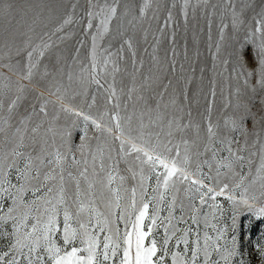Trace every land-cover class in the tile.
<instances>
[{"label": "snow or ice", "instance_id": "1", "mask_svg": "<svg viewBox=\"0 0 264 264\" xmlns=\"http://www.w3.org/2000/svg\"><path fill=\"white\" fill-rule=\"evenodd\" d=\"M160 11L41 0L0 30V264H250L245 238L264 264V0H171L164 75L136 39Z\"/></svg>", "mask_w": 264, "mask_h": 264}, {"label": "rangeland", "instance_id": "2", "mask_svg": "<svg viewBox=\"0 0 264 264\" xmlns=\"http://www.w3.org/2000/svg\"><path fill=\"white\" fill-rule=\"evenodd\" d=\"M12 2L15 5L16 10L14 11L13 16L10 18L0 16V30L7 28L9 26L10 21H11V24L13 26H15L17 24V21L21 20V17L23 16L24 12L33 6L40 4L41 0H12ZM125 2L131 3V0H125ZM170 2H171V0H159V4L161 6L159 21H155V20L150 21V22L146 21L144 23V28H149V26L151 27V31L149 32L147 44H145L142 41L143 32H137L136 33V39L141 41L140 45H139V56H142L144 58L146 68L151 63V59H150L149 55L145 54L144 49L148 48V52L149 53L152 52L151 45L154 43L153 34H155L156 36H160L158 28L160 25L163 24V17L167 14L164 11V6L166 4H169ZM29 15H31V14L29 13ZM149 15H151V13H149ZM195 24H196V22L192 21L188 25L187 29H185L183 21L181 20L179 22L176 40H177V45L180 47L181 51H182L185 39H187L188 44H189V48L191 50L192 40H193V31H194L193 26ZM199 30H200L199 27L195 28V31L197 33H199ZM171 33H172V28L169 27V29L164 33V35L160 36V47H159L157 55L161 61V64L159 65V70L157 71L158 75H164L163 69L165 67V53L170 48ZM206 38H207V28H206V26H204V35L202 37V41H206ZM242 38H243V34H241V36H240V39H242ZM201 51L204 53L205 56L207 55L206 44L203 42L201 43ZM201 59L203 60L204 57H202ZM207 63L210 66L211 60L208 59ZM154 71H155V69H154ZM118 79H119V77H118ZM101 103H102V100H101ZM89 134L91 135V133H89ZM73 135L75 138V142L78 143L79 139H78L76 132H74ZM221 199H223V198H221ZM244 223H247V220H245ZM244 251L246 253L245 258L250 261V264H259V258L255 254H252L251 256L247 255V253L251 252V248H250V245L248 244L246 238L244 241Z\"/></svg>", "mask_w": 264, "mask_h": 264}]
</instances>
